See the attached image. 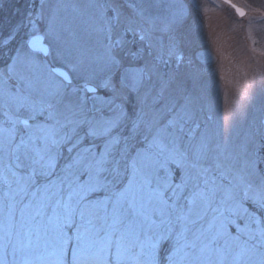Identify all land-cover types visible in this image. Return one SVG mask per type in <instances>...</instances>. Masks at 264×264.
I'll list each match as a JSON object with an SVG mask.
<instances>
[{
  "label": "snow or ice",
  "instance_id": "6c2138e0",
  "mask_svg": "<svg viewBox=\"0 0 264 264\" xmlns=\"http://www.w3.org/2000/svg\"><path fill=\"white\" fill-rule=\"evenodd\" d=\"M204 7L29 0L0 27V264H264V119L208 128L169 70Z\"/></svg>",
  "mask_w": 264,
  "mask_h": 264
},
{
  "label": "rangeland",
  "instance_id": "374dc122",
  "mask_svg": "<svg viewBox=\"0 0 264 264\" xmlns=\"http://www.w3.org/2000/svg\"><path fill=\"white\" fill-rule=\"evenodd\" d=\"M232 2L245 10L243 20L222 0H204L200 14L203 30L190 32L187 59L169 70L198 73L205 97L201 119L212 117L208 128L215 129L228 117L237 122V132H243L264 119V95L260 94L264 82V19L254 10L264 0ZM28 8L29 0H0V27L7 30L19 23ZM242 115L246 118L241 119Z\"/></svg>",
  "mask_w": 264,
  "mask_h": 264
},
{
  "label": "water",
  "instance_id": "95a60500",
  "mask_svg": "<svg viewBox=\"0 0 264 264\" xmlns=\"http://www.w3.org/2000/svg\"><path fill=\"white\" fill-rule=\"evenodd\" d=\"M238 6V5H237ZM240 7V6H239ZM245 11V10H244Z\"/></svg>",
  "mask_w": 264,
  "mask_h": 264
}]
</instances>
